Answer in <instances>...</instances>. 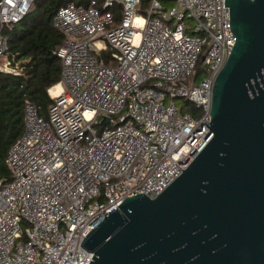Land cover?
Wrapping results in <instances>:
<instances>
[{"label":"built area","instance_id":"1","mask_svg":"<svg viewBox=\"0 0 264 264\" xmlns=\"http://www.w3.org/2000/svg\"><path fill=\"white\" fill-rule=\"evenodd\" d=\"M176 1L165 10L150 0L145 12L141 0L57 10L61 89H48L46 117L26 100L24 133L6 156L12 178L0 180V264H89L94 253L81 243L104 215L126 197L159 195L214 136L205 122L235 44L230 9L224 0ZM35 2L0 0V72L22 74L8 33ZM201 60L208 74L197 83ZM106 116L99 132L94 125Z\"/></svg>","mask_w":264,"mask_h":264},{"label":"water","instance_id":"2","mask_svg":"<svg viewBox=\"0 0 264 264\" xmlns=\"http://www.w3.org/2000/svg\"><path fill=\"white\" fill-rule=\"evenodd\" d=\"M224 5L236 39L212 89L214 136L159 195L104 215L81 243L89 264H264V0Z\"/></svg>","mask_w":264,"mask_h":264},{"label":"trees","instance_id":"3","mask_svg":"<svg viewBox=\"0 0 264 264\" xmlns=\"http://www.w3.org/2000/svg\"><path fill=\"white\" fill-rule=\"evenodd\" d=\"M69 3L85 6L90 0H36L33 10L8 33L10 55L22 61L23 71L21 75L0 72V180L12 178L6 156L24 133L26 100L39 105L46 117L52 102L48 89L61 81L62 62L57 50L64 35L55 28L53 18L61 6ZM149 5L150 0H141L138 10L145 12ZM119 17L117 12L116 19ZM102 57L109 64L106 52Z\"/></svg>","mask_w":264,"mask_h":264},{"label":"rangeland","instance_id":"4","mask_svg":"<svg viewBox=\"0 0 264 264\" xmlns=\"http://www.w3.org/2000/svg\"><path fill=\"white\" fill-rule=\"evenodd\" d=\"M164 9L165 10H170L171 8H173L174 6L177 5V1L176 0H160ZM39 11H37L36 13H38ZM187 22L189 24H192V20L187 19ZM207 64L203 63L202 60L199 62L198 66H197V72H198V76H197V83H199V81L201 79H203L207 74H208V70H207ZM175 102L178 106H182L184 108V112H190V113H195L194 111L196 110L194 107V104L188 101H185L182 98H177L175 99ZM102 119V117H99L97 120V123L94 125L98 131H102L103 129H105V125H100V120ZM108 127H112V125H109Z\"/></svg>","mask_w":264,"mask_h":264},{"label":"bare ground","instance_id":"5","mask_svg":"<svg viewBox=\"0 0 264 264\" xmlns=\"http://www.w3.org/2000/svg\"><path fill=\"white\" fill-rule=\"evenodd\" d=\"M60 89H61V85L60 84H57V85H55L54 87H52V91H60Z\"/></svg>","mask_w":264,"mask_h":264}]
</instances>
